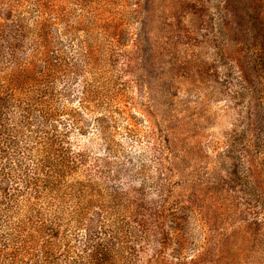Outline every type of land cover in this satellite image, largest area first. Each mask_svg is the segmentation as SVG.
<instances>
[{"label": "rangeland", "instance_id": "rangeland-1", "mask_svg": "<svg viewBox=\"0 0 264 264\" xmlns=\"http://www.w3.org/2000/svg\"><path fill=\"white\" fill-rule=\"evenodd\" d=\"M9 6L28 35L23 54L46 25L44 94L58 103L59 136L30 125L19 165L13 154V168L0 163V232L6 220L37 229L29 204L51 170L45 157L65 153L72 187L119 185L145 205L133 213L161 242L138 264H264V123L248 127L264 106V0H3L0 10ZM50 205L41 213L58 206L71 221L73 195Z\"/></svg>", "mask_w": 264, "mask_h": 264}, {"label": "trees", "instance_id": "trees-1", "mask_svg": "<svg viewBox=\"0 0 264 264\" xmlns=\"http://www.w3.org/2000/svg\"><path fill=\"white\" fill-rule=\"evenodd\" d=\"M0 2L1 5L3 0ZM2 11L0 10V22L4 20L6 31L5 37L0 38L6 41L7 45L1 47L0 44V163L7 161V164L3 165L10 166L11 169L13 166L9 156L12 154L16 156L19 165L18 146L24 128L36 125L37 133H41L48 140L51 138L57 141L59 108L58 103L49 100L44 94V87L50 83L53 66L50 56H42L43 51L48 49L47 39L42 37V31L46 29L45 23L40 25V40H30L28 45L31 54L26 55L22 53V48L26 46L24 39L28 37L24 25L14 19L15 11L11 7L5 12ZM8 21H11V24H7ZM72 94L66 98L67 93L62 95L60 91L56 99L61 101L65 97V101L72 104ZM252 112L253 117H250L248 122L249 129H253L257 124L263 125V103ZM76 114H79L78 110ZM41 142L48 143L45 139ZM247 142L251 143L252 140L248 139ZM54 153H48L45 157L48 160L46 165L50 166L51 170L46 172L45 180L42 179L45 183L35 195L38 202L29 204L32 213H35L37 229L31 233H19L23 231L20 221H4L8 230L0 232V264H138L140 250L148 242L159 240L158 233L146 227L142 219H138L133 213L141 207L145 208V205L137 201L135 204L132 197L128 198V191L119 185L107 187L89 178L72 187L66 179L73 175L77 163L74 161L71 166L65 153V159L62 155L55 157ZM118 174L123 176L124 172L118 171ZM1 175L0 185L9 181L4 171ZM125 176L128 177V173ZM118 179L122 182L121 177ZM108 180L111 178L108 177ZM62 194L73 195L74 211L68 223L56 211L58 206L54 209L51 206ZM45 195L50 198V202L46 199L40 200ZM45 204H51L47 209L54 211L51 218L41 213L46 209V206L42 207ZM172 207L173 204L169 205V208ZM174 209L185 211L182 206ZM120 210L123 212L120 213ZM177 220L168 219V227L176 229L174 224ZM68 227H73L74 231H68ZM179 234L177 232V236Z\"/></svg>", "mask_w": 264, "mask_h": 264}]
</instances>
